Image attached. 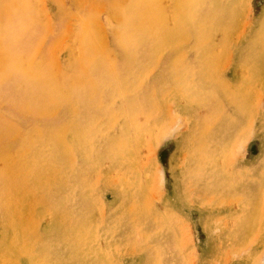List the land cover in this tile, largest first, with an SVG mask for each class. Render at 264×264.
<instances>
[{
    "label": "rangeland",
    "instance_id": "1",
    "mask_svg": "<svg viewBox=\"0 0 264 264\" xmlns=\"http://www.w3.org/2000/svg\"><path fill=\"white\" fill-rule=\"evenodd\" d=\"M0 264H264V0H0Z\"/></svg>",
    "mask_w": 264,
    "mask_h": 264
}]
</instances>
